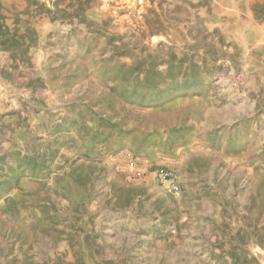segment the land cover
<instances>
[{
    "label": "rangeland",
    "instance_id": "1",
    "mask_svg": "<svg viewBox=\"0 0 264 264\" xmlns=\"http://www.w3.org/2000/svg\"><path fill=\"white\" fill-rule=\"evenodd\" d=\"M263 1L0 0V264H264Z\"/></svg>",
    "mask_w": 264,
    "mask_h": 264
},
{
    "label": "built area",
    "instance_id": "2",
    "mask_svg": "<svg viewBox=\"0 0 264 264\" xmlns=\"http://www.w3.org/2000/svg\"><path fill=\"white\" fill-rule=\"evenodd\" d=\"M159 180L162 182L165 189L174 195L180 193V185L176 173L171 168H165L157 171Z\"/></svg>",
    "mask_w": 264,
    "mask_h": 264
},
{
    "label": "trees",
    "instance_id": "3",
    "mask_svg": "<svg viewBox=\"0 0 264 264\" xmlns=\"http://www.w3.org/2000/svg\"><path fill=\"white\" fill-rule=\"evenodd\" d=\"M84 10H87L86 8ZM255 16L256 19L264 23V1L263 2H257L254 6ZM215 68V66H212V69ZM217 69V68H216ZM215 72V71H214ZM191 75V74H190ZM146 81V80H145ZM187 82V81H186ZM193 85V82H192ZM134 88L137 89L136 84H133Z\"/></svg>",
    "mask_w": 264,
    "mask_h": 264
}]
</instances>
